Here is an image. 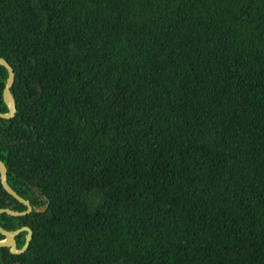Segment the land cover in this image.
<instances>
[{
    "label": "trees",
    "instance_id": "16d2710c",
    "mask_svg": "<svg viewBox=\"0 0 264 264\" xmlns=\"http://www.w3.org/2000/svg\"><path fill=\"white\" fill-rule=\"evenodd\" d=\"M0 56V264H264V0H0Z\"/></svg>",
    "mask_w": 264,
    "mask_h": 264
},
{
    "label": "water",
    "instance_id": "95a60500",
    "mask_svg": "<svg viewBox=\"0 0 264 264\" xmlns=\"http://www.w3.org/2000/svg\"><path fill=\"white\" fill-rule=\"evenodd\" d=\"M0 64L3 65L7 71V75L5 77L1 92L2 100L6 106V110L0 111V117L10 118L15 113L14 98L9 90V87L13 82L14 72L11 65L1 56H0ZM0 183L6 192L11 194L13 197H15L17 200H19L25 205V208L21 210L12 209L9 208L8 206H3L0 207V212H5L6 214L9 215H20L29 212L32 209V206L29 203V201L23 198L22 196H20L19 194H17L15 190L8 184L6 180V166L1 159H0ZM44 208L45 205L35 209L43 210ZM21 230H25L24 239L21 246L16 247L15 235ZM0 233L2 234V238H0V246H6L10 252L18 253L26 248L29 239L31 237V228L28 225H20L14 229H5L0 225Z\"/></svg>",
    "mask_w": 264,
    "mask_h": 264
}]
</instances>
